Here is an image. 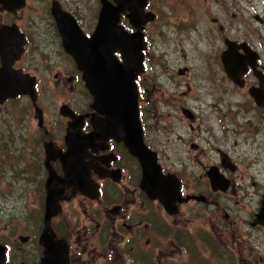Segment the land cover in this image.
I'll return each mask as SVG.
<instances>
[{
    "label": "flooded vegetation",
    "instance_id": "af4514ba",
    "mask_svg": "<svg viewBox=\"0 0 264 264\" xmlns=\"http://www.w3.org/2000/svg\"><path fill=\"white\" fill-rule=\"evenodd\" d=\"M118 1L154 16L135 28L125 9L119 22L143 35L138 119L166 178L151 192L125 141L95 128L94 99L64 48L63 35L78 28L92 38L104 3ZM42 2L13 12L0 4V30L16 27L25 39L13 69L34 82L32 95L0 104V184L20 183L18 201L37 202L40 217L16 243L0 237L3 264H264V8L256 0ZM50 193L58 211L46 231Z\"/></svg>",
    "mask_w": 264,
    "mask_h": 264
},
{
    "label": "water",
    "instance_id": "95a60500",
    "mask_svg": "<svg viewBox=\"0 0 264 264\" xmlns=\"http://www.w3.org/2000/svg\"><path fill=\"white\" fill-rule=\"evenodd\" d=\"M0 4L5 10L13 12L21 9L25 0H0ZM118 5L114 7L104 3L92 38L88 39L78 27V35H63L64 48L82 72L86 88L94 99L92 108L95 113L92 122L95 128L99 129L105 138L125 141L131 153L140 161L144 169L143 184L147 185L146 190L151 192L153 187L164 182L166 178L160 174L155 156L144 146L138 119V96L134 80L135 73L140 69L143 35L139 34L138 37L136 34H127L119 22L120 14L125 9L129 10L128 17L135 28L153 20L154 16L145 13V8H122L120 1ZM54 15L58 17L55 9ZM71 31L74 32V29H70V34ZM24 45L25 39L16 27H4L0 30V55L3 64L0 70V104L8 98L34 92V88L29 89V85L34 87L33 80L13 69L15 61L24 53ZM117 53L120 54L121 60L116 56ZM77 169V165H74V170ZM53 180L51 174L48 187ZM160 199L162 200L161 195ZM57 211L56 197L50 193L47 200L46 231L50 230L51 218ZM43 239L47 255L54 254L56 248L49 241L48 235L47 241L45 237ZM4 262L5 247L0 245V264ZM44 264L53 263L47 260Z\"/></svg>",
    "mask_w": 264,
    "mask_h": 264
},
{
    "label": "rangeland",
    "instance_id": "374dc122",
    "mask_svg": "<svg viewBox=\"0 0 264 264\" xmlns=\"http://www.w3.org/2000/svg\"><path fill=\"white\" fill-rule=\"evenodd\" d=\"M32 6H37L44 4L42 0H30ZM259 8H264L262 5V0H256ZM249 8L247 4L243 1L240 8ZM38 10V9H37ZM39 14V10H38ZM34 68L29 66V70L32 71ZM53 98L50 100V103H53L52 108L55 109L57 103L56 94H50ZM16 104L14 107V112L12 116L14 121L19 125L23 123L24 113L23 108L20 106L23 105ZM51 109L50 112L53 110ZM19 158L16 157V161ZM24 194V189L20 183L15 182L12 187L0 184V237L3 240L10 243L13 241L16 243L20 236H25V233L29 231L30 228H35L37 225V220L40 217L35 213L38 210V204L34 200H30V203H27L25 200L18 201V196L22 197ZM28 206V208H27ZM28 214L30 219L28 220ZM17 238V239H16ZM18 252L23 253V245L17 246Z\"/></svg>",
    "mask_w": 264,
    "mask_h": 264
}]
</instances>
